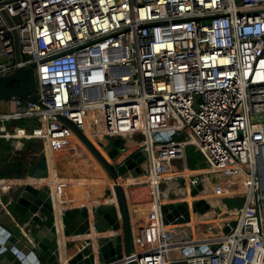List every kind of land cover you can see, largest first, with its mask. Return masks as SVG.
<instances>
[{
    "label": "built area",
    "instance_id": "1",
    "mask_svg": "<svg viewBox=\"0 0 264 264\" xmlns=\"http://www.w3.org/2000/svg\"><path fill=\"white\" fill-rule=\"evenodd\" d=\"M30 66L36 102L10 97L0 111L11 147L0 161L24 168L0 175L1 208L24 184L50 188L22 181L41 156L46 167L93 158L63 118L118 185L142 176L133 184L149 187L150 201L126 206L129 254L109 264H264V0H0V77ZM160 132L172 136L155 140ZM124 133L139 141L114 159L112 142L96 144ZM185 145L204 166L186 165ZM134 150L144 156L136 177L124 165ZM234 196L239 205L220 201ZM173 202L188 220L165 218ZM200 217L210 222H191Z\"/></svg>",
    "mask_w": 264,
    "mask_h": 264
},
{
    "label": "water",
    "instance_id": "2",
    "mask_svg": "<svg viewBox=\"0 0 264 264\" xmlns=\"http://www.w3.org/2000/svg\"><path fill=\"white\" fill-rule=\"evenodd\" d=\"M6 20L11 25V21L8 18ZM12 36L15 59H18L14 31H12ZM31 68L32 66L17 68L11 74L0 77V100L18 97L36 102L35 94L33 93L34 81ZM9 81H16L17 87L12 88L9 86ZM60 119L73 129L95 161L113 180L115 202H105L91 207L79 205L63 208L60 203L61 200L53 198L47 185H42L39 188L30 184L22 185L15 191V197L12 198L13 201L9 205L12 215H15V217H12V215L8 216L9 225L4 224L0 220V264H59L58 234L61 233L63 237L89 235L90 227L97 232L121 228L124 246L123 253L127 256L130 252L125 197L121 187L116 183L115 173L95 148L69 122L63 118ZM171 136L172 134L167 136L165 133L160 132L154 139L160 140L163 138L167 140ZM109 153L108 156L110 157ZM143 160L144 156L139 150H134L126 156L124 165L127 169H130V176L136 177L141 173L139 165ZM125 167L123 165L118 166V174L127 176ZM23 170L20 159L0 161V175H19ZM46 172V163L44 157L41 156L36 169L32 173V177H45ZM200 189L201 184L197 183L195 188L191 189L190 195L196 194L197 190ZM126 192L132 204L145 203L151 200L149 187L146 184L128 186ZM55 202L60 206L58 218L55 217ZM116 204L119 217H117L116 213ZM168 207H173V209L171 213L165 214L166 219L171 220L172 217L179 213L182 214L181 221L189 219L184 203L173 202L172 204H167L163 206V211ZM89 216H91L92 222H90ZM55 221L57 224H55ZM233 224L234 221H229L228 225L223 227V231L226 232ZM203 249L201 248V250ZM126 264L133 263L128 261Z\"/></svg>",
    "mask_w": 264,
    "mask_h": 264
},
{
    "label": "bare ground",
    "instance_id": "3",
    "mask_svg": "<svg viewBox=\"0 0 264 264\" xmlns=\"http://www.w3.org/2000/svg\"><path fill=\"white\" fill-rule=\"evenodd\" d=\"M138 138V139H137ZM107 141L113 142V148L108 152L110 158L114 159L129 149L131 146L135 145L139 141V135L137 133H124L120 136L100 139L96 142L98 146H102ZM114 150V152H112ZM107 153V154H108ZM70 161H52V158H47V176L40 178H26L22 180L27 183L34 184H49L53 198L55 200H69L72 196H77L78 200L74 201L76 204H90L96 203L98 201H108L115 202L112 196V186L111 182L106 176L96 175L97 165L92 159L85 164H80L75 162L70 164ZM142 176L132 179V181H141ZM130 181L127 178L124 183ZM122 182V181H121ZM57 184H62L61 192H57ZM90 185V186H88ZM68 194V196H67ZM80 194V195H79ZM190 198H186L189 200ZM55 217L58 218V211L60 206L55 202ZM206 219L205 217L192 218L191 222H197L198 220ZM204 222L210 221H199L197 223L203 224ZM55 224L57 222L55 221ZM97 232V231H96ZM61 233L58 234V241H64ZM59 243V242H58ZM63 254V253H62ZM61 264H66V260L62 255Z\"/></svg>",
    "mask_w": 264,
    "mask_h": 264
},
{
    "label": "crops",
    "instance_id": "4",
    "mask_svg": "<svg viewBox=\"0 0 264 264\" xmlns=\"http://www.w3.org/2000/svg\"><path fill=\"white\" fill-rule=\"evenodd\" d=\"M81 148V146H80ZM77 159V157H79ZM67 161H70V164H74L75 162L81 163V158L84 160H89L91 157L83 151H81V154ZM55 157H52V161H60L59 159H55ZM81 159V160H80ZM84 164V163H83ZM90 186V185H88ZM80 195V194H79ZM68 196V194H67ZM112 196L114 199H116L114 189L112 188ZM127 199V197H126ZM77 196L70 197L67 202H63L61 205L63 208L70 207V206H79L84 205L87 207L100 205L108 201H98L96 203H90V204H76L74 201H77ZM13 201V200H12ZM12 201L6 200V205H3L0 207V218L4 217L6 218V222H3L6 225H9L8 223V216L12 215V212L9 208V205L12 203ZM116 213L118 216V210H117V204H116ZM12 217H15V215H12ZM1 220V219H0ZM89 220L91 221V216H89ZM90 234L89 235H80V236H68V237H61L64 238V241L61 243L62 240H59L58 248H59V264H61L62 255L66 260V264H109V260L111 258L113 260L120 259L123 255V235L120 228L115 230H104L102 232H96L93 230L92 227H90ZM63 253V254H62ZM111 260V261H113ZM63 264V263H62Z\"/></svg>",
    "mask_w": 264,
    "mask_h": 264
},
{
    "label": "rangeland",
    "instance_id": "5",
    "mask_svg": "<svg viewBox=\"0 0 264 264\" xmlns=\"http://www.w3.org/2000/svg\"><path fill=\"white\" fill-rule=\"evenodd\" d=\"M24 56V55H23ZM8 85L9 86H16L17 85V82L16 81H9L8 82ZM7 110V104H6V101L5 100H0V111H6ZM138 139V138H137ZM28 145L30 147H34V148H38L37 145H38V142L37 141H30L28 143ZM1 147H0V151H1ZM3 150H6L7 152H9L11 150V147L8 146V147H4ZM184 153H185V163L186 165L190 168H193V167H201V166H204V162L202 160V157L197 153V151L194 149V147L192 145H185L184 146ZM2 158V155H0V159ZM23 158V157H22ZM82 159V160H81ZM81 163L85 164L87 163L88 161L87 160H84L83 158H81ZM92 159V158H91ZM95 161V160H94ZM96 162V161H95ZM96 165H97V169H96V175L97 174H100V176H105V172H104V169L96 162ZM144 172V171H143ZM207 178L209 179L210 182H214L215 181V177L213 174H206ZM122 181V182H121ZM134 181H132L130 179V181H128L127 183H124L123 180H120L118 181L119 183V186L120 184L122 185L121 189H122V192L124 194V197H125V203H126V206L127 204L128 205H131L130 201H129V198L127 196V192H126V188L128 186H132V185H141L139 183H136V184H133ZM144 185V184H143ZM127 197V199H126ZM241 196H234V197H228V198H220V201L222 202V204L224 206H227L228 204L230 205H239V202L241 201ZM144 203V202H142ZM139 204V203H137ZM230 205V206H231ZM217 212V211H216ZM221 217V215L219 216ZM218 217V218H219ZM1 221L3 222H6V218L4 217H1L0 218ZM212 226L216 227L217 226V223H213Z\"/></svg>",
    "mask_w": 264,
    "mask_h": 264
},
{
    "label": "trees",
    "instance_id": "6",
    "mask_svg": "<svg viewBox=\"0 0 264 264\" xmlns=\"http://www.w3.org/2000/svg\"><path fill=\"white\" fill-rule=\"evenodd\" d=\"M9 146V144H8V142H2V141H0V147H1V149H2V152H0V155H2V158L1 159H3L4 158V152H7L6 150H3V148L4 147H8ZM36 151H37V149H36ZM191 168V167H190ZM215 179V178H214ZM216 180V179H215ZM228 198V197H227ZM231 205V204H230ZM229 204L227 205L228 207L230 206Z\"/></svg>",
    "mask_w": 264,
    "mask_h": 264
}]
</instances>
